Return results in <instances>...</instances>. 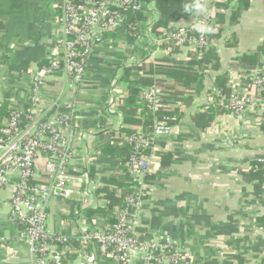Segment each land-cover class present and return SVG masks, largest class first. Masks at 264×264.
<instances>
[{"label": "crops", "instance_id": "obj_1", "mask_svg": "<svg viewBox=\"0 0 264 264\" xmlns=\"http://www.w3.org/2000/svg\"><path fill=\"white\" fill-rule=\"evenodd\" d=\"M144 1L151 4L152 0ZM242 1L229 4L228 0H203V14H193L167 27L155 28L160 20L155 23V36L165 37L163 32L190 26L204 16L209 18L216 38L212 49L220 68L205 70V77L191 87L185 88L182 81L166 74L189 68L198 71L196 65H190L196 61L191 50L164 42L141 66L126 64L124 43L129 42V56H142L122 33L109 38L112 44L101 45L94 52L81 86H72L64 74L45 77L38 90V114L71 117L80 132L73 138L76 157L70 163V174L78 180L69 184L74 191L71 199L50 202L47 228L51 234L73 237L85 225H108L109 219L102 212L120 207L111 205L106 193H114L117 199L123 197L122 189L104 181L123 174L121 160L110 154L126 147L128 130L140 128L126 123L121 105L128 93L122 87L120 105L115 114L109 113V91L116 76L121 79L126 69L153 68L151 76L142 77L161 87V111L175 115L171 120L167 117L172 132L154 138V148L148 154L153 173L142 178L144 201L134 213L132 228L145 242L157 237L170 240L183 256L177 264H264V173L253 168L264 157L260 111L248 108L241 118L214 115L213 123L206 128L195 122V117L206 113L213 102L210 91L216 88V77L228 76V86L245 94L248 75L264 64V0H248L247 8L233 23L231 8ZM63 2L0 0V85L3 103L10 109L31 106L33 78L49 67V56L63 36L57 23ZM137 44L144 48L142 43ZM67 134L63 128V135ZM164 155L171 156L167 167H163ZM45 165L46 156L41 154L36 160L37 183H47V176L44 179L41 175ZM84 169L96 188L86 203L88 184L78 172ZM151 176H155L152 182ZM16 183L14 177L10 188L0 189V264H30L28 245L20 241V229L10 218ZM75 259L70 255L65 264H75ZM139 264L146 263L139 260ZM160 264L172 262L165 259Z\"/></svg>", "mask_w": 264, "mask_h": 264}, {"label": "built area", "instance_id": "obj_2", "mask_svg": "<svg viewBox=\"0 0 264 264\" xmlns=\"http://www.w3.org/2000/svg\"><path fill=\"white\" fill-rule=\"evenodd\" d=\"M155 2L64 0L57 17L63 36L59 46L49 56V67L33 78L35 93L31 97L32 108L12 109L0 121V189L10 188L14 177H17L11 196L10 218L17 226H22L19 239L28 245L30 264H65L70 255L76 257L75 264H139V260L146 264H160L165 259L177 264L183 259L181 252L170 240L157 237L151 241H141V235L131 226L134 213L144 201L145 185L142 178L153 173L150 156L145 152L153 150L155 137L168 136L172 132L167 119L159 120L163 94L156 84L141 87L139 95L141 110L146 109L153 116L152 131L147 136L125 138L126 142L135 144L127 166L138 187L126 197L125 207L115 210V223L85 225L73 237L53 235L47 228L50 202L54 199H71L74 194L69 184L78 178L70 174V163L76 157L73 138L80 132L75 129L76 124L71 123V117L47 118L38 114V90L45 77L64 74L71 79L72 86H81L92 55L101 45L112 44L109 41L112 34H125L134 43L136 52L145 58L164 42L174 43L178 48H188L199 59L212 48V42L207 40L208 31L193 37L190 35L193 32L191 26L172 29L163 32L165 37H156L154 26L160 19ZM127 11L143 15V20L130 27L136 31L135 38L123 28ZM202 21L209 26L208 17ZM137 43H142L144 48ZM129 46V42L122 46L126 64L141 66V57L129 56ZM119 80L116 76L110 87V114H115L120 105L122 93ZM246 80L247 92L242 94L233 90L229 97L234 109L232 115L238 118L244 116L249 104L257 106L261 115L264 113V101L261 98L264 92V67L251 71ZM2 106L0 85V109ZM25 119L27 124L23 126ZM63 128L68 130L69 135H63ZM41 154L46 156V165L41 175L44 179L46 176L48 178L47 183L42 184L37 183L39 171L36 167V160ZM257 162L264 163V157ZM84 171L78 172L88 184L84 192L86 203L96 188Z\"/></svg>", "mask_w": 264, "mask_h": 264}, {"label": "trees", "instance_id": "obj_3", "mask_svg": "<svg viewBox=\"0 0 264 264\" xmlns=\"http://www.w3.org/2000/svg\"><path fill=\"white\" fill-rule=\"evenodd\" d=\"M235 0H228L229 4H232ZM192 0H156V9L159 14L160 22L155 26H164L167 27L170 23H176L180 20H186L189 17H191L193 14L186 13L184 11V6L188 3H191ZM248 6V0H243L239 3L238 7H232V22L235 23L238 21L241 11L244 8H247ZM229 9V8H228ZM126 15V21L123 25V28L127 32L128 35H131L133 38H135L136 31H133L130 27L133 26L137 21L143 20L142 14H134L130 11L125 12ZM209 31L207 32V40L210 42H213V39H216L211 32L210 22H209ZM154 28V29H155ZM193 37H199V33L196 31H193L190 33ZM115 34L110 35V38H114ZM217 37V36H216ZM251 61L254 62V57H250ZM195 62L190 63V65H196L198 67V71H194L193 68L189 69H181V70H172L170 72L167 71V75L174 79L175 81H182L183 86L186 88L191 87L192 84H195L196 82H199L205 77V70L214 68L218 70L220 68L219 64V58L216 56L215 52L211 48L209 51H207L201 59H199L197 56H195ZM264 67V64H262L259 67ZM149 72V73H148ZM156 72H160L157 70ZM154 73L153 68H150L148 71L142 68H131L126 69L124 71V74L122 78L119 81L120 88L122 87L127 93H128V99L124 102L123 105H121V111L126 117V123L130 126H136L139 129L136 130H128L126 132L125 138L128 137H140V136H147L153 129V116L151 113H148V111L141 110L142 107L139 105V95H140V87H148L152 86L154 81L152 79H144L142 77L143 74H148L151 76ZM230 83V79H228V76L221 75L216 77V88L213 91H210V97L212 98L213 102L209 106L208 111L206 113L199 114L197 117H195V122L198 127L200 128H206L209 127L213 121L215 116L218 114H233L234 109L232 108L229 97L231 95V92L233 89L228 86ZM161 88V87H160ZM264 101V92L261 97ZM31 108V106H30ZM27 108L26 110L30 109ZM12 112V109H10L9 104L3 103V106L0 109V121L3 117L9 115V113ZM178 112H176L177 114ZM173 115H175V112H160L159 114V120L167 119V117L173 119ZM262 116V130L264 132V114ZM26 119L23 121V126H25ZM172 122L170 123V125ZM126 140V139H125ZM135 144L126 142L125 148H117L115 151L110 154L113 157H117V159L121 160V166L123 170L122 177H113L107 180H104L107 182L108 185H114L117 186L118 189L123 190V197L120 199H117L115 194L112 192L107 191L108 199L111 205H119V209L121 207H125L126 205V197L134 192L136 187H138V184L133 181L131 178L128 166L127 164L130 162L131 156L134 153ZM112 152V150H111ZM150 151H146L145 154H149ZM110 153V151H109ZM171 156L170 155H164L163 156V167L169 166ZM253 168L260 171V173H264V163H258L255 162L253 164ZM155 179V176L149 177V181L152 182ZM116 211L113 209H109L107 212H102V214H105L106 219H109L108 225H112L115 223L117 215L115 214ZM19 229H22V226L18 225ZM154 239V238H153ZM152 240V239H151ZM150 240V241H151ZM141 241L142 238H141ZM102 264H109V263H102Z\"/></svg>", "mask_w": 264, "mask_h": 264}, {"label": "clouds", "instance_id": "obj_4", "mask_svg": "<svg viewBox=\"0 0 264 264\" xmlns=\"http://www.w3.org/2000/svg\"><path fill=\"white\" fill-rule=\"evenodd\" d=\"M184 11L186 13L199 15L203 14L206 11V6L201 2V0H192L191 3H188L184 6ZM191 27L193 31H196L198 33H205L210 30L208 26L198 20L194 21Z\"/></svg>", "mask_w": 264, "mask_h": 264}, {"label": "rangeland", "instance_id": "obj_5", "mask_svg": "<svg viewBox=\"0 0 264 264\" xmlns=\"http://www.w3.org/2000/svg\"><path fill=\"white\" fill-rule=\"evenodd\" d=\"M202 1H203V0H202ZM202 1H201V2H202ZM204 17L206 18L207 16H204ZM205 18H204V19H205ZM204 19H203V20H204ZM200 22H203V21L200 20ZM190 26H191V25H190ZM187 27H189V26H187ZM181 28H182V27H181ZM183 28H184V27H183ZM185 28H186V27H185ZM179 29H180V28H179ZM168 44H171L173 47H175V46H174V43H170V42H169ZM141 59H142V61H143V60L145 59V56H142ZM156 87H157L158 89L161 90V88H160L158 85H156ZM248 107H249V108H254L255 105L249 104ZM256 108L259 109L257 106L255 107V109H256Z\"/></svg>", "mask_w": 264, "mask_h": 264}]
</instances>
